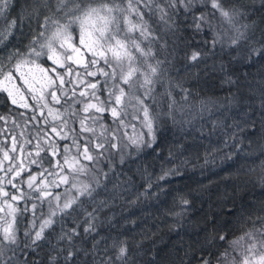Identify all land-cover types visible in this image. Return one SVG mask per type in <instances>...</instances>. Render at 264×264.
<instances>
[{"label": "snow or ice", "instance_id": "obj_1", "mask_svg": "<svg viewBox=\"0 0 264 264\" xmlns=\"http://www.w3.org/2000/svg\"><path fill=\"white\" fill-rule=\"evenodd\" d=\"M257 3L259 12L264 0ZM253 14L236 0H0V99L8 105L0 114V264H136L127 239L100 234L101 214L136 187L122 166L151 155V171L136 169L144 181L130 201L137 204L166 196L163 185L181 178L193 155L202 173L264 157V144L259 156L248 150L250 137L264 139V80L256 105L230 70L264 60V33L254 35L264 16ZM217 49L237 54L216 61ZM178 57L197 72L174 77ZM200 71L219 75L229 94L199 98L185 85ZM168 131L173 139L162 144ZM258 167L264 189V159ZM191 207L185 194L173 198L167 215L177 235ZM241 208L252 227L229 240L210 212L180 264H264V215ZM165 262L175 264L171 253L144 254L143 264Z\"/></svg>", "mask_w": 264, "mask_h": 264}, {"label": "trees", "instance_id": "obj_2", "mask_svg": "<svg viewBox=\"0 0 264 264\" xmlns=\"http://www.w3.org/2000/svg\"><path fill=\"white\" fill-rule=\"evenodd\" d=\"M259 8L258 3L255 6H250L249 9L254 13L253 20L257 17L264 16V9L257 12L255 9ZM256 41H259L262 34L257 35ZM256 46H259L257 43ZM237 53L232 51L230 55L227 53H220L217 49L216 61L223 59L225 63H229L230 56H235ZM182 56L183 53H180ZM244 56H247V50H244ZM207 63L211 64L212 60ZM203 68V65H201ZM231 73L239 78L240 91L247 99L250 92H255V98L252 103L259 104V89L261 80H264V60H257L253 62L251 67L246 66L243 62H232L230 64ZM186 72H197V69H185L183 61L177 58L175 68L171 74L177 79L183 78ZM221 77L213 74L211 71L206 75L203 71L199 72V80L196 82L189 81L185 86L191 87L194 93H199V98L202 99H216L217 97H224L229 94L228 86H220ZM248 82H251L249 85ZM231 91H236L232 88ZM8 105L0 99V114L7 112ZM258 113L252 119L256 120L259 126ZM210 127V124L208 125ZM173 139V131L165 133L164 140L170 142ZM216 137H212L215 140ZM252 141L249 151H253L259 156L260 145L264 144V139L259 136L250 137ZM208 141H205L207 143ZM247 144L248 141H245ZM202 151V149H201ZM260 159H238L228 161L220 167L208 168L202 173L200 168L193 167L197 164L195 155L192 156V162L187 166L184 175L181 178L173 179L171 184L163 185L169 191L166 196H161L159 200H141L137 204H130L135 198V192L143 190L144 181L141 180L136 169L139 166L142 170L144 167H149L151 171V155L142 157L140 161L135 164L129 162L122 166L123 171L130 176H133L136 187L132 194L128 195L125 200H116L111 209H106L101 214V219L105 220V224L100 229L101 235L117 236L121 239H127L131 249V254L135 257L136 264H143L144 254L150 249L157 248L160 250L161 257L171 253L175 264H180V258L184 257V252L189 250L188 244H192L195 249L199 245L196 243V231L204 227V221L210 212H218V221L224 224L219 231H228L229 240L241 235L242 228H250L252 225L244 224L239 216L242 210L245 216L264 215L260 209L264 208V189L260 185V176L262 175L258 165ZM202 163V161H200ZM131 169L129 171L128 169ZM243 168V171L238 169ZM250 168H255V171H249ZM121 169L118 168V171ZM159 175V164L156 165V173L153 175L155 179ZM227 177V178H226ZM123 178V177H122ZM111 188V185H109ZM156 191V189H153ZM185 194L192 202L190 209V220L184 225V229L177 235L176 232L171 231L175 226L176 221L167 215L169 210L173 209V198L178 194ZM229 209H234L229 212ZM107 217H112V224L107 223ZM209 232L211 225H207ZM206 233L200 232V240L203 242ZM183 239L184 246L180 248L177 255V248L180 241ZM223 250V246H221ZM196 255H200L199 252ZM187 259V258H185ZM167 264V262H165ZM195 264V261H193Z\"/></svg>", "mask_w": 264, "mask_h": 264}, {"label": "rangeland", "instance_id": "obj_3", "mask_svg": "<svg viewBox=\"0 0 264 264\" xmlns=\"http://www.w3.org/2000/svg\"><path fill=\"white\" fill-rule=\"evenodd\" d=\"M236 3L238 5H243V6H247V7H250V6L253 5L252 4V0H236ZM260 19H261V17H257V21H259ZM262 33H264V23H259L258 27H257V30L255 31V34H254L255 38H258L257 35H260ZM29 102H31V101H29ZM0 126H2V125H0ZM9 127H11L10 124H9Z\"/></svg>", "mask_w": 264, "mask_h": 264}]
</instances>
